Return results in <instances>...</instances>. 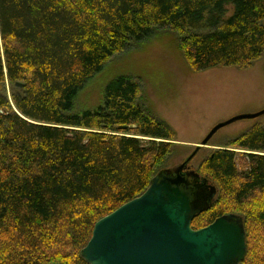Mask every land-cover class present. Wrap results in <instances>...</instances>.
I'll return each mask as SVG.
<instances>
[{
    "label": "trees",
    "instance_id": "16d2710c",
    "mask_svg": "<svg viewBox=\"0 0 264 264\" xmlns=\"http://www.w3.org/2000/svg\"><path fill=\"white\" fill-rule=\"evenodd\" d=\"M263 22L264 0H0V264H87L80 252L94 225L164 171L174 133L143 108L133 79L108 83L95 111L73 110L111 59L167 31L195 73L247 70L264 54ZM197 174L219 192L191 228L236 214L241 264H264L252 237L264 234V127Z\"/></svg>",
    "mask_w": 264,
    "mask_h": 264
},
{
    "label": "rangeland",
    "instance_id": "374dc122",
    "mask_svg": "<svg viewBox=\"0 0 264 264\" xmlns=\"http://www.w3.org/2000/svg\"><path fill=\"white\" fill-rule=\"evenodd\" d=\"M120 76L131 78L139 85L143 108L174 133L175 149L161 166L162 170L181 165L218 123L264 109V54L247 70L216 68L195 73L183 58L175 36L160 31L111 59L79 93L74 112L82 114L98 109L106 85ZM5 92L10 100L11 86L7 80ZM255 127H264V115L218 130L206 146L198 149L189 168L197 173L213 152L227 148L231 141ZM237 164L244 168V159L237 158ZM214 187L213 202L219 192ZM228 205L224 206L230 211ZM252 237L264 246V234L254 230Z\"/></svg>",
    "mask_w": 264,
    "mask_h": 264
},
{
    "label": "water",
    "instance_id": "95a60500",
    "mask_svg": "<svg viewBox=\"0 0 264 264\" xmlns=\"http://www.w3.org/2000/svg\"><path fill=\"white\" fill-rule=\"evenodd\" d=\"M263 115L264 109L215 125L181 165L159 172L144 193L99 220L81 258L87 264H241L246 244L240 217L224 215L205 228H191L194 218L211 206L216 190L187 168L218 130Z\"/></svg>",
    "mask_w": 264,
    "mask_h": 264
},
{
    "label": "flooded vegetation",
    "instance_id": "af4514ba",
    "mask_svg": "<svg viewBox=\"0 0 264 264\" xmlns=\"http://www.w3.org/2000/svg\"><path fill=\"white\" fill-rule=\"evenodd\" d=\"M174 170V169H173ZM187 171L188 172H190V171H193V170H191L190 168H189V166H188V168H187ZM195 174H197L196 172H195ZM198 176H199V174H197ZM200 177V176H199ZM200 178H203V177H200ZM200 202H203V199L202 200H199ZM212 203H213V201H212ZM212 203H211V205H212Z\"/></svg>",
    "mask_w": 264,
    "mask_h": 264
}]
</instances>
